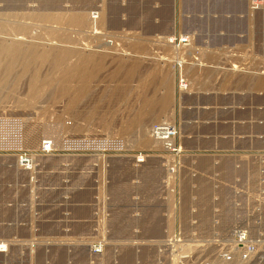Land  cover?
<instances>
[{"label":"rangeland","instance_id":"obj_1","mask_svg":"<svg viewBox=\"0 0 264 264\" xmlns=\"http://www.w3.org/2000/svg\"><path fill=\"white\" fill-rule=\"evenodd\" d=\"M11 36L34 57L0 112L56 151L32 172L0 156V264H174L176 232L208 254L237 227L264 233V0H0ZM159 123L178 152L151 140ZM105 135L124 150L62 149Z\"/></svg>","mask_w":264,"mask_h":264},{"label":"built area","instance_id":"obj_2","mask_svg":"<svg viewBox=\"0 0 264 264\" xmlns=\"http://www.w3.org/2000/svg\"><path fill=\"white\" fill-rule=\"evenodd\" d=\"M178 83L184 87L182 79ZM151 130L165 151L178 152L173 141L176 134L173 126L159 123L154 125ZM61 142L62 149L74 153L95 151L101 155H110V153L121 152L125 148L120 138L106 135L100 139L66 138ZM55 151L54 140L49 137L42 138L34 149L28 148L26 120L21 116L0 112V156L12 157L19 164L21 170L32 171L38 165L41 157L53 155ZM142 160L140 156L135 158L136 163L142 162ZM165 240L168 244L175 243L180 248L174 256L172 255L174 264L264 263V233L253 232L248 226L232 229L230 238L224 239V241H219L216 238L211 239L210 243L215 248L212 254H208V250L204 247L205 244H197L198 250L193 252L191 249L194 245L188 243L179 232ZM203 250L207 252V255L202 252Z\"/></svg>","mask_w":264,"mask_h":264},{"label":"bare ground","instance_id":"obj_3","mask_svg":"<svg viewBox=\"0 0 264 264\" xmlns=\"http://www.w3.org/2000/svg\"><path fill=\"white\" fill-rule=\"evenodd\" d=\"M257 2V1H256ZM257 4H258V2H257ZM102 14V13H101ZM101 18H102V16H101ZM69 21L70 22H78V23H83L84 22V20H85V18L83 17V15L82 14H75V15H71L69 18ZM67 19V20H68ZM1 24H3V23H1ZM3 27H5V25L3 24L2 25ZM160 37V36H159ZM168 39V38H167ZM172 39V38H171ZM170 40V39H169ZM171 41V40H170ZM166 42V41H165ZM25 41L21 38V37H16V36H11V37H8V39H5L4 37H1L0 38V54H6L8 57H6V56H3V55H0V67H1V69H2V66H3V69L2 70H0L1 72L0 73H2V75H0V89H1V87L2 86H5L4 84H6L7 82L6 81H9V80H7V78H8V75H9V72L11 71L12 72V69H14L13 68V66L15 65H18V64H20V62L19 61H21L22 60V62H23V64L25 65V66H23L22 65V63H21V65L24 67V68H26L28 65H29V63H28V65H26V62H29V61H32V58L31 57H34V56H31L30 54L29 55H26V56H22L21 54H23L24 52H29L30 53V51L32 52V50H31V48L30 49H25ZM57 48H55L54 50H48V49H46V50H43V51H45V52H47V53H49V55L48 56H50L51 57V59H52V61L53 60H55V62L57 61V62H59L60 61V59L61 60H63V59H65L66 57H67V51L65 50V51H58V52H62L61 54L60 53H58L57 52V50H56ZM48 50V51H47ZM59 50H61V49H59ZM42 52V51H41ZM40 52V53H41ZM38 53H39V50H38ZM88 55V54H87ZM18 56H22V57H18ZM49 58V57H48ZM31 59V60H30ZM80 59V58H79ZM151 59V58H150ZM35 60V59H34ZM92 60H94L95 61V58L93 59V57H85V58H83V60H79V61H81L80 63H82V62H90V61H92ZM51 61V60H50ZM79 61H77L78 62V65H77V63H74V64H76L77 66H79ZM18 62V63H17ZM17 63V64H16ZM3 64V65H2ZM73 64V65H74ZM91 64V63H90ZM21 65H19V67L21 66ZM68 65H70V64H67L66 66H68ZM76 65H75V67H76ZM81 65V67H82V64H80ZM17 67V66H16ZM23 67H21V68H23ZM70 67V66H69ZM72 67V66H71ZM23 68V69H24ZM66 69H67V67H65ZM74 68V66L72 67V68H70V69H73ZM69 69V68H68ZM67 69V70H68ZM75 69V68H74ZM77 69V70H76ZM75 70H76V72L78 71V67L76 68ZM81 69V68H80ZM232 69L233 70H235L236 68H233L232 67ZM25 70V69H24ZM65 70L67 73L69 72V71H72V70ZM20 71H23L22 69H20ZM14 72V71H13ZM65 72V73H66ZM75 72V71H74ZM16 73V72H15ZM18 73H20V72H17V74ZM71 74L73 73V72H70ZM12 74V73H11ZM16 74V75H17ZM21 74H23V73H21ZM63 74H64V72H63ZM69 74V73H68ZM67 74V75H68ZM71 74H70V76L69 77H71ZM14 76H15V74H13ZM66 74L64 75V76H66V77H64L65 79H69V78H67L68 76H67ZM84 75V74H83ZM12 76V75H11ZM18 76V75H17ZM16 76V77H17ZM21 76V75H20ZM75 76H77L76 74H75ZM79 76V75H78ZM10 77V76H9ZM18 78V77H17ZM63 78V77H62ZM61 78V79H62ZM63 78V79H64ZM8 79H10V78H8ZM64 79V80H65ZM30 82H32L33 83V80L32 81H30ZM8 84V83H7ZM31 83H29V85H30ZM34 84H36V83H34ZM34 84H31V85H34ZM30 85V86H31ZM34 87V86H33ZM33 87L31 86V88L33 89ZM4 88V87H3ZM2 88V89H3ZM34 88H36V87H34ZM9 89V87H7V90ZM32 89H30V90H32ZM182 89V88H181ZM6 90V88H5V91H7ZM10 90V89H9ZM34 90V89H33ZM32 90V91H33ZM64 91V90H63ZM1 92V91H0ZM8 92V91H7ZM7 92H5V93H7ZM11 92V91H10ZM13 92H14V90H13ZM2 93H3V90H2ZM1 93V94H2ZM35 93V92H34ZM8 94H9V92H8ZM13 94V93H12ZM77 96V95H76ZM78 97V96H77ZM72 99V98H71ZM76 99V98H75ZM71 101V100H70ZM17 102V101H16ZM15 102V103H16ZM72 102H74L73 100H72ZM18 103H20L19 101H18ZM22 103V102H21ZM27 104V103H26ZM29 104V103H28ZM32 104V103H31ZM2 105V104H1ZM0 105V106H1ZM24 105V104H23ZM16 106H17V104H16ZM16 106H15V108H16ZM22 106V105H21ZM2 107V106H1ZM0 107V108H1ZM3 108H4V106H3ZM2 109V108H1ZM5 109V108H4ZM21 109V108H20ZM16 110V109H15ZM11 111V110H10ZM1 112H3V111H1ZM16 112V111H15ZM40 112H42V111H40ZM4 113H10V112H7L6 111V109H5V111H4ZM16 114V113H15ZM18 114V113H17ZM39 114V113H38ZM21 115V114H20ZM99 118V117H98ZM102 121V120H101ZM102 125H104V124H102ZM106 125V124H105ZM104 125V126H105ZM81 126V125H80ZM84 126V125H83ZM106 127V126H105ZM85 128V127H84ZM84 128H82V127H79V128H75V131L76 130H83ZM102 128H103V126H102ZM106 129H108V128H106ZM85 130V129H84ZM83 130V131H84ZM87 130V129H86ZM85 130V131H86ZM82 133H84V132H82ZM100 133H102V132H100ZM106 133V132H105ZM29 134V133H28ZM150 134H151V136H150V138L152 137V138H154L155 140H153V141H156V139H157V137H155L154 136V132L151 130V132H150ZM148 135V134H147ZM149 136V135H148ZM152 138H151V140H152ZM148 139V138H147ZM37 140V139H36ZM40 141H38L37 143H36V145L35 146H37L38 145V143H39ZM157 142H158V140H157ZM156 143V142H155ZM154 143V144H155ZM33 145V144H32ZM158 145V144H157ZM32 147V146H31ZM97 158V157H96ZM14 159V158H13ZM14 161H15V165H16V167H18L19 169H21V167L19 166V164L16 162V160L14 159ZM70 168V167H69ZM229 169V168H228ZM171 170V169H170ZM28 171H30V170H28ZM172 171V170H171ZM32 172V171H31ZM172 198V197H171ZM182 198V197H181ZM154 210V209H153ZM226 211V210H225ZM225 211H223V212H225ZM171 212V211H170ZM223 215H224V213H223ZM153 217V216H152ZM168 225V224H167ZM168 227V226H167ZM207 236V235H206ZM201 238V237H200ZM189 243V242H188ZM4 248H5V245L4 244H0V250H4Z\"/></svg>","mask_w":264,"mask_h":264}]
</instances>
